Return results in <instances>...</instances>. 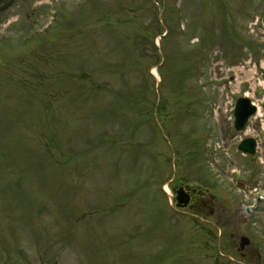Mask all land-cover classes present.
<instances>
[{"label":"rangeland","instance_id":"rangeland-1","mask_svg":"<svg viewBox=\"0 0 264 264\" xmlns=\"http://www.w3.org/2000/svg\"><path fill=\"white\" fill-rule=\"evenodd\" d=\"M4 2L0 264H264V168L226 113L264 87V0ZM173 176L215 214L175 211Z\"/></svg>","mask_w":264,"mask_h":264},{"label":"water","instance_id":"water-1","mask_svg":"<svg viewBox=\"0 0 264 264\" xmlns=\"http://www.w3.org/2000/svg\"><path fill=\"white\" fill-rule=\"evenodd\" d=\"M264 22V20H263ZM256 109L251 105L250 100L242 98L239 99L237 108H236V122L235 126L238 132H243L247 126L249 118L255 113ZM239 150L247 155L255 157L256 154V142L254 139H246L242 141L241 145L239 146ZM182 192H178V207L187 206L188 199L181 194Z\"/></svg>","mask_w":264,"mask_h":264},{"label":"flooded vegetation","instance_id":"flooded-vegetation-1","mask_svg":"<svg viewBox=\"0 0 264 264\" xmlns=\"http://www.w3.org/2000/svg\"><path fill=\"white\" fill-rule=\"evenodd\" d=\"M4 4V0H0V5ZM181 186H184L190 195L189 207L184 210H189L191 212L213 211L215 205V198H213L212 196L208 197L207 192L199 188H189L188 186L183 184L175 186L173 190H177V188H180ZM243 256L246 257L247 254L243 253Z\"/></svg>","mask_w":264,"mask_h":264},{"label":"bare ground","instance_id":"bare-ground-1","mask_svg":"<svg viewBox=\"0 0 264 264\" xmlns=\"http://www.w3.org/2000/svg\"><path fill=\"white\" fill-rule=\"evenodd\" d=\"M263 64H264V62H263ZM252 72H253V74H254V73H255V69H253Z\"/></svg>","mask_w":264,"mask_h":264}]
</instances>
